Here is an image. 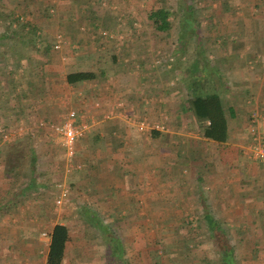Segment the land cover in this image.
<instances>
[{
  "label": "rangeland",
  "instance_id": "1",
  "mask_svg": "<svg viewBox=\"0 0 264 264\" xmlns=\"http://www.w3.org/2000/svg\"><path fill=\"white\" fill-rule=\"evenodd\" d=\"M41 1L50 6L49 13L46 14L45 11L35 10H33L32 14L24 13L22 6L28 2L27 0H0V12H11V16L18 15L20 23L36 25L39 30L35 38L29 27L27 29L28 33L22 39H10L9 36H15L13 35L15 33L17 35L21 28L19 29L17 23L10 25V22L5 21L7 13L0 15V36L7 35L6 39L0 37V56L6 52V48H9L10 52L18 51L21 59L20 68H15L11 65L7 67L6 72H0V106L2 108L0 116H2L1 114L4 111L5 120H7L1 119L0 121V193L12 187L15 182L20 181L18 186L15 187L16 189L21 187V183L23 184L21 179H25L27 174L25 155H29V150L26 149L28 145L38 156L36 161L39 171L43 173V176L39 177L38 182L45 183L46 181L50 187H42V190L37 189L26 199H21V203L19 202L18 206L22 208L29 207L31 212L35 211V214L42 212L38 210L46 206V209L53 217L62 210L74 208L75 210L71 209L73 216H76L77 219L80 215L84 217L81 212L83 207L81 200L73 203V178L68 170L74 167V158L69 159L67 157L60 140L53 136L47 127L50 124L60 123L66 114L70 112L69 110L76 107L75 104H69L66 99H63L65 103L59 105V101L56 99L60 97L61 93L68 95L71 92L69 90L66 91V89L63 90L59 80L63 79L68 72L77 70L98 72L97 68H102L107 64V60L111 55L107 50L109 48L108 42L106 46V42L98 41V38H94V33L107 37L106 39H108L110 46L122 40L127 34L130 42L133 39H137L133 41L135 47L139 48L135 54L140 59L143 57L141 61L150 66L154 64L160 69L157 72V74H160L161 84L158 90V99H154V101L146 99L145 101L148 103V106L145 105V107H152L153 109L160 104V108H157L153 117L145 115L141 120L139 119L140 121H137V129L139 130L138 122L144 121L147 125L144 129L146 135L152 134L153 130L160 133L161 137L158 140L160 139L159 142L162 144V149L159 150L156 146L153 152H156L154 158L159 159L161 166L155 168V176L145 178L142 196L139 194L137 199H132L133 197L129 196L127 200H124L127 206L123 205V207H119L120 199H115L118 201H111L112 203L109 202V204L99 206L102 208L99 212L100 215L96 214L98 216L97 220L102 221L105 229L109 231L112 229V232L117 234L124 243V251L129 264H152L156 257L155 252L152 253L151 251L155 250L153 243L157 240L161 239L163 241L160 244L159 252L162 250L163 252L167 251L176 240L172 235L169 236L168 230L164 228L165 224L168 226L174 221V218H168V214L171 216L173 210L175 212L188 213L193 210L194 206L197 205L199 207V204H194L190 201L191 193H194V200L197 199L196 196L201 195L205 197L206 201H214L212 210L216 209L222 213H230V209H232V214L225 215L229 224L242 225L243 229L249 226L252 215L258 214L264 206V177H262L264 175L260 173L262 175L260 176L253 173L249 179L247 178L248 176L242 178V184H240L241 182L238 183L241 187L240 192L247 191L248 185L253 186L250 192L263 205L257 208L258 211L251 214L252 205L246 204V208L241 207L244 198H248L247 196L241 200L236 199L235 201L238 202L233 201L235 203H231L228 200L230 193L232 196L233 193H238L235 188H233V191L227 192V198L224 199L225 203L229 202L232 204L231 207L230 205L225 206L223 199L217 198L216 194L218 192L216 190H226L228 184L232 186V183L227 181L235 180L237 177L229 176L231 178L226 177L227 181L219 183V181L226 179L219 178L217 180V177L212 174L206 175L204 170L208 166H215V163L211 162L212 155H205L204 159H201L200 155H194L191 159L189 155L185 156L188 149L186 146L182 147L180 142L181 148H177L176 162L187 157L186 159L188 163L192 164V167L188 165L187 168H184L183 163H180L182 166L180 169L174 167L175 163L170 166L167 165L168 160L171 159L172 152L167 149V138L164 136L168 127L172 128L173 124L175 126V123H173L175 120L172 119L174 121H171L169 119V110H167L164 97L171 89L172 93L174 91L177 93L175 94V101H171L169 105L173 106L172 103L175 104L178 100L181 102L186 100L184 83L179 81L180 79L187 80L183 70L191 64V58L195 52V44L194 40L188 41L186 37H184L182 44L179 43V37H181L179 22L185 10L193 12L197 19V26L201 32L203 42L202 47L207 60L212 63L211 68H226L239 64L242 68L243 66L246 67L250 72L253 70V66L258 64L259 60L264 57V0ZM159 6L166 7L172 12L169 19L171 29L166 33L157 32L147 19L149 12ZM7 27H10L9 31L13 30V34L7 33ZM58 36L66 44H60V48L57 49L55 46L58 44ZM136 36L137 38H135ZM31 38L34 42H32ZM77 38L79 40L83 38V44L87 47L84 46L85 50L82 49L83 45L80 47L77 42H73ZM94 41L98 42L99 48L98 51L91 53L90 44ZM125 43L124 45H126ZM127 44L129 45V42ZM238 44H241L238 47L239 52L234 50ZM46 46H51L48 60L42 57L41 52H39ZM118 47V50H120L123 44ZM121 53H123V50ZM96 58L99 60L98 64ZM93 60H95L97 66L102 67H92ZM74 62H76L75 65L73 64ZM15 69L16 72L10 73ZM143 70L144 73H151V69H149V72L147 69ZM168 71L170 75H167ZM11 74L14 84L7 88V79ZM163 74L166 76L162 77ZM168 76L171 78L170 81L167 80ZM224 78L226 77L224 76ZM170 82L173 83L174 89L169 87L171 86ZM1 89H9L10 91L3 94ZM146 89L151 90L150 87H146ZM178 90L181 93H178ZM57 91L61 92L58 96H56ZM64 95L63 97H65ZM170 95L168 96L169 99H171ZM100 115L102 117L97 123H103L107 120L105 113ZM176 125L178 124L176 123ZM158 140L155 139L154 141L148 138L145 145L151 147L152 144L158 143ZM12 144V157L15 163L13 164L17 166L16 172H19L22 177H14L15 175L7 177L5 175V169L8 167L7 152ZM193 154L192 152L191 155L193 156ZM149 166H153V164ZM212 168L210 167L209 170H212ZM199 170L204 171V173L199 175L197 173ZM260 171H264V168H260ZM52 172H55V175L59 178L57 182L50 183ZM72 176L77 177V175ZM200 177H202L203 183L199 182ZM249 182L251 183L249 184ZM58 184L66 186L70 191L69 202L61 208L56 207L54 203L57 196L56 185ZM198 199L200 201V197ZM248 200L251 201V199ZM83 203L84 206L92 208L91 205L94 202L89 197ZM113 204L114 207H112ZM221 205L224 208H221ZM89 214L91 215V212ZM51 215L48 218L50 223L52 220L53 222L55 221V218H52ZM196 225L197 223H193L192 227L196 229ZM83 226L84 224H82V227H77L75 236L78 240L75 241L79 242L81 240L83 247L87 243L88 247L85 248V252L89 253L95 250L97 255L93 258H70L69 264H103L105 255H110V253L105 246L104 248H101L100 245L97 246V244H100L98 240L102 241V235L97 233L98 231H93L87 225L84 228ZM40 228H45V224H42ZM251 230L250 238L246 236V240H250V243L253 242V244L257 240L258 243L253 247L252 251L248 244L246 246L242 245L237 249L236 259L238 264H264V240L259 237L262 232L259 231L258 226H253ZM42 231H46V229ZM165 235L169 237L167 238L166 236L164 238ZM102 250L104 257L101 255V258H97L102 253ZM198 250L193 252L195 257L189 258L190 262L187 264H199L198 261L205 256V251ZM157 255L162 256L163 254L158 253Z\"/></svg>",
  "mask_w": 264,
  "mask_h": 264
},
{
  "label": "crops",
  "instance_id": "2",
  "mask_svg": "<svg viewBox=\"0 0 264 264\" xmlns=\"http://www.w3.org/2000/svg\"><path fill=\"white\" fill-rule=\"evenodd\" d=\"M94 34V38H98L97 40L102 43L106 42V46L108 42L109 48L107 50L111 53L107 64L103 66L104 68L96 65V62L98 64L99 61L97 58L96 62L93 60L91 64L92 67H102L97 68V71L99 73L103 72L105 77L74 86L66 84L63 77V79L59 80L63 90L66 89V91L69 90L71 92L68 95L64 93V95L57 91L56 96L60 93L61 95L56 100L59 101V105L65 103L63 99L68 100L69 104H75L76 107L71 108L69 111L76 113L78 123L81 122L87 125L84 136L77 142L76 156L73 159L74 167L68 171L72 175H77L76 177L70 174L73 178V203L81 200L83 205L81 212L89 218L97 219L98 216L96 214L100 215L99 212L102 208L99 206L109 204V202L112 203L111 201H118L115 199H120L119 207H123V205L127 206L124 200H127L129 196L133 197L132 199H137L139 194L142 196L145 178L155 176V168L161 166L159 159L154 158L156 152L153 151L156 146L159 150L162 149V144L159 142L160 139L158 140L161 137L160 134L154 137L152 134L146 135L137 129V121L141 120L145 115L153 117L154 112L157 111L160 105L158 104L152 109V107H147L148 103L145 102L146 99L151 101L158 99V90L161 85L160 74H157L160 71L159 67L154 64L151 66L149 64L146 65L141 61L143 57L140 59L135 54L139 48L135 47L133 41L137 39H133L130 42L126 34L122 40L114 41V45L110 46L108 39H106L107 37L99 36L98 33ZM75 40L73 42H77L80 47L83 45L82 49L85 50L86 46L83 44V38ZM124 42H126V45H124ZM127 42H129V45ZM62 43L66 44L64 41ZM97 43L96 41L91 42V53L98 51L99 46ZM120 44H123V47L118 50ZM122 50L123 53H121ZM259 61L250 72L246 67L243 66L242 68L239 64L232 67L215 68L222 79L221 83L218 80H214L213 87L222 99L223 105L227 107V115L230 114L228 112L229 108L233 112V118L228 121L229 139L224 144L202 140L193 130L194 128L188 120L189 114L184 110L185 105L180 100L175 104L172 103L173 106L169 105L171 101H175L176 91L172 93V90L169 89V92L164 97L167 110H169V119L171 121L175 120L173 122L175 126L173 124L172 128L168 127L164 136L167 138V149L172 152L171 159L168 160L167 165L170 166L175 163L174 167L180 169L182 167L180 163H183L184 168H187L188 165L192 167V164L188 163L187 157L176 162L177 148H181L180 142L182 147L186 146L188 149L185 156L189 155L191 159L194 155H200L201 159H204L205 155H212L211 162H214L215 166H208L204 170L206 175L212 174L217 177V180L219 178L226 179L219 181V183L227 181V178H231L229 176L237 177L235 180L227 181L232 183V186L228 184L226 190H216L218 192L216 194L217 198L224 201L227 198L226 193L233 191V188H235L238 193H233V196L230 193L228 200L231 203H235L238 202L235 201L236 199L241 200L247 196L248 198H244L242 205L241 203L240 205L243 208H246V204L252 205L251 214L258 211L257 208L263 205L250 192L253 186L248 185L247 191L240 192V184L243 183L241 181L242 178L248 176L247 178L249 179L253 173L264 175V171H260V168H264V164L256 162L249 150L251 136L248 132L250 121L253 117H257L260 122L264 119V57ZM243 63L246 65L245 62ZM73 64L75 65L76 62ZM143 69H147L148 72L151 69V73H144ZM168 73L167 75H170ZM165 74L162 77L166 76ZM167 80H171L170 76L167 77ZM169 84L171 85L169 87L173 88V83L170 82ZM146 87H150L151 90H147ZM178 93L181 92L178 90ZM169 94H171V99L168 98ZM155 103L157 104V102ZM145 105L147 106L145 107ZM104 113L107 120L103 123H97L102 117L100 114L103 115ZM148 138L154 141L156 139L158 143L149 147L145 145ZM192 152L194 153L193 156L191 155ZM151 164L153 166H149ZM210 167H213L212 170H209ZM204 171L199 170L197 173L201 175ZM220 188L222 187L220 186ZM7 194V190L0 193V200ZM87 197H91L94 202L91 205L92 208L84 206L83 202L88 199ZM20 199H26V194ZM248 199H251V201ZM11 200H13V196L8 194L7 204H11ZM231 203H225L224 201L225 206L230 205L231 207ZM112 207H114V204ZM233 207L235 206L233 205ZM46 208V206L40 208L38 211L42 212L35 214V211L31 212L29 207L22 208L17 205L7 209V207L0 206V264H46L49 246L48 235L51 228L56 224L65 225L69 228L70 241L66 244L62 264H69L70 258H93L97 255L95 250L89 253L85 252L88 244L86 243L83 247L81 240L79 242L75 241L78 240L75 236V231L78 226L82 227V224H84L83 228L87 225L93 231H98L97 233H99V230L90 226L82 215L78 219L73 216L72 210H75L74 208H71L72 210L70 208H68L69 210H62L57 215L53 214L55 217ZM221 208L224 207L221 205ZM261 209L263 210L264 206ZM104 210L106 211L105 208ZM104 210L103 212H105ZM88 211L91 212V215ZM50 215L55 218L54 222L52 219L51 223L48 220ZM81 218L84 219L83 222H80ZM42 224H45V228H40ZM45 229L46 231H42ZM43 234H46V236ZM84 234L86 235V233ZM101 242V240H98L100 244H97V246L100 245L101 248H104L105 245ZM101 255L104 257L103 250L97 258H101Z\"/></svg>",
  "mask_w": 264,
  "mask_h": 264
},
{
  "label": "trees",
  "instance_id": "3",
  "mask_svg": "<svg viewBox=\"0 0 264 264\" xmlns=\"http://www.w3.org/2000/svg\"><path fill=\"white\" fill-rule=\"evenodd\" d=\"M27 1L28 2L22 6L24 13L32 14L33 10L40 12L45 11L46 14L49 13L50 6L44 4L43 1ZM3 13L6 14L7 12H0V15ZM6 15L5 21L10 22V25L17 23L19 29L21 28V31L16 35V33H12L13 30L9 31L10 27H7V33L15 35L9 36L10 39H22L28 33L27 29H29V27L32 30L31 33L34 38L39 33L36 25L20 23L18 15L11 16V12H8ZM171 15L172 12L168 8L159 6L149 12L147 19L157 32L166 33L171 29V22L169 20ZM179 25L181 33L179 43L182 44L184 37H186L188 41L194 40L195 44V52L192 55L191 64L183 70L187 80L180 79V82L184 83V91H186V100L182 101L183 105H185L184 110L189 114L188 120L194 128L193 130L202 140L216 144H224L229 139L228 121L233 118V112H231L232 109L229 108L228 112L230 114L227 115V107L223 105L222 99L213 87L214 79L221 83L220 73L211 68L212 63L207 60L205 56L202 47L203 42L201 39V32L197 26V19L193 12L185 10L181 16ZM6 36L7 35H1L0 37L6 39ZM32 42H34V40ZM239 46H241V44H238L237 48L234 50L239 52ZM5 51L6 52L0 56V72H6L7 67L11 65L15 68H20L21 59L19 58L18 51L10 52L9 48H6ZM50 51L51 46H46L39 52H41L42 57L48 60ZM14 72H16V69L10 73L13 74ZM12 74L7 79V88L14 84ZM103 77H105L103 72L96 73V71L93 70L71 71L64 76L66 84L71 86L92 82ZM9 91V89H1V93L3 94ZM13 92L15 93V91ZM1 109L0 106V110ZM3 112L1 114L2 116H0V121L1 119H6V116L4 115L5 113ZM159 134L160 133L156 130L152 131V136L154 137ZM30 148V146H26V149L29 150V155H25V167L27 168L26 178L21 179L23 180V184H20V188H15L20 183V181H18L12 184V187L7 189L8 194L13 196V200H11V204H7V194L0 200L1 207H7V209L15 207L19 204L21 200L20 198L25 194L27 198L37 189L42 190V187H50L47 185L48 182L46 181L45 183L38 182L39 177L43 176V173L39 171V166L36 161L38 156ZM12 156L13 144L8 148V167L5 169V175L7 177L11 175H15L14 177H22L19 175V172H16L17 166L14 165L15 163ZM52 173L53 174L50 175V183L57 182L59 178L55 175V172ZM202 181L203 179L200 177L199 182L203 183ZM56 191L58 193L57 189ZM194 197V193H191L190 201L194 204H199V207H197V205L194 206V211L192 210L193 212L183 213L179 211L175 212L173 210L171 216L168 214V218L172 217L174 218V221L168 226L165 224L166 226L164 228L168 230V235H172L176 240L165 252H163V250L159 252V249L161 248L160 244L163 241L161 239L155 241V243H153L155 250L151 252H155L156 258H154L152 264H187L190 262L189 258L195 257V253L193 254V252L197 249H199L198 251H205V256L198 261L199 264H238L236 259L237 249L242 245L246 246L248 244V247H250L252 251L253 247L258 243L257 240H255L254 244L253 242L250 243V240H246L245 238L246 236L250 238L252 231L251 228H253V226H258L259 231L262 232L259 237L264 240V209L259 211L258 214L252 215L253 217L250 221V225L243 229L242 225H231L228 223V219H226L225 215L232 214V209H230V213H222L216 209L212 210L214 208V201H206L205 197L201 195L196 196V200H194ZM198 197H200V201ZM83 218L90 226L99 230L100 235H102L101 239L110 253V255H105L103 264H129L124 251V243L117 234L112 232V229L110 231L105 229L100 220L92 219L85 215ZM83 218H81L80 222L84 221ZM87 218H89V220H87ZM193 223H197L196 229L192 227ZM168 235L163 237L166 238L167 236L168 238ZM48 236L49 246L46 255V264H62L66 244L70 241L69 228L65 225L56 224L51 228ZM259 237L258 239L260 240ZM158 253H162L163 255L158 256Z\"/></svg>",
  "mask_w": 264,
  "mask_h": 264
},
{
  "label": "built area",
  "instance_id": "4",
  "mask_svg": "<svg viewBox=\"0 0 264 264\" xmlns=\"http://www.w3.org/2000/svg\"><path fill=\"white\" fill-rule=\"evenodd\" d=\"M57 43L55 47L58 49L62 43L60 36H58ZM145 126H147L145 122L141 121L138 128L144 133ZM47 128L53 136L60 140L67 157L69 159L74 158L77 142L84 136L87 125L81 122L78 123L76 113L71 111L66 114L60 123L50 124ZM248 132L251 136L249 150L252 158L264 164V119L260 122L257 117H253ZM56 188L58 193L54 203L56 207L61 208L69 202L70 191L62 184L56 185ZM43 235L46 236V234Z\"/></svg>",
  "mask_w": 264,
  "mask_h": 264
}]
</instances>
